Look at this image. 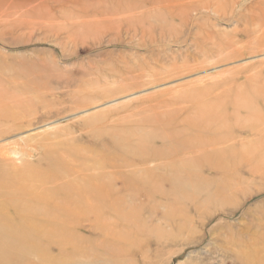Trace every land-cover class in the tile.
I'll return each mask as SVG.
<instances>
[{
    "label": "rangeland",
    "instance_id": "1",
    "mask_svg": "<svg viewBox=\"0 0 264 264\" xmlns=\"http://www.w3.org/2000/svg\"><path fill=\"white\" fill-rule=\"evenodd\" d=\"M221 2L226 14L213 16ZM197 7L195 26L205 24L217 42L244 35L229 47L238 53L202 61L191 33L163 47L157 63L158 46L131 35L166 10ZM120 56L157 70L132 86L133 75L91 78ZM68 77L78 79L67 87ZM0 79L17 86L10 96L26 98L21 87L35 81L47 102L38 119L0 138L25 196L51 207L85 183L109 184L102 206L90 200L87 215L65 221L75 241H51V261L40 250L46 237L33 235L22 249L2 247L0 264H243L237 255L246 250L264 264V0H0ZM89 81L105 97L70 109L76 86ZM50 154L61 165L56 179L46 178ZM33 168L45 179H25ZM61 254L68 259H54Z\"/></svg>",
    "mask_w": 264,
    "mask_h": 264
},
{
    "label": "bare ground",
    "instance_id": "2",
    "mask_svg": "<svg viewBox=\"0 0 264 264\" xmlns=\"http://www.w3.org/2000/svg\"><path fill=\"white\" fill-rule=\"evenodd\" d=\"M190 2H192V0H177V3L183 4H190ZM223 4L224 3L221 2L218 5V8L212 9L213 16H220L224 13L226 14V9ZM204 7H208L206 3L204 4ZM199 9L200 7L178 11L166 10L165 15L159 13L160 15H162V17L156 18L159 20L160 18H162L161 21L158 22V24H155L153 21V23H151L147 29H140L141 27L135 26L131 35L133 37L140 34V42L142 43V45L151 46L153 44L155 45V47L158 46V49L156 47V51H153V60H155L157 63L160 60L158 59V57L162 53L161 51L163 47L171 42H179L183 40L186 35H191V33H194V38L192 40L193 42L191 43L196 50L195 57L198 59L200 58L202 61H205L208 58L212 57L213 59H217L220 62L227 59L228 55H234L238 53L236 49H229V47H234L235 38L243 39L244 35H242L240 32H236L234 33V36H232V38H225L224 40L217 42V37L211 30L206 32L202 31L203 29H205V24L200 25L199 23H197V25L195 26L197 21L196 19H198L196 15L202 13L199 12ZM212 15L207 14L208 17L213 18ZM193 27H197L196 30L192 31ZM146 34L149 38L148 42H146V39L144 37ZM141 43L138 44L140 45ZM225 49L227 50L224 51ZM124 60V57L120 56L119 61L110 64L107 68L103 69V71H99L101 75H91V78L99 77L98 80H102L104 82H109L111 80L110 82H114L117 79L126 80L130 77V75H133L132 78L134 81L132 80L131 83L125 82L128 86H132L138 83L135 80H138L139 76L149 77L153 75L152 69L157 70L156 67L149 68V66L140 64L138 62L129 64L127 62H124ZM187 63L188 58L182 60V66L187 65ZM175 66L176 65H173L172 67ZM80 73H82V71ZM77 79L78 77H68L65 78L63 82L65 86L69 87L71 83ZM1 81L2 79H0V82ZM93 82L94 81H89L88 83H85L81 86H76L74 94H77L78 97L73 99L72 103L74 105L70 106V109H77L81 106L91 104V102L89 101L86 102L89 98L102 99L103 97H105V93H107L108 91L100 92L101 89L98 88V84H95ZM6 83H0V138H2V140L5 136H8V134L13 132L14 130L17 131L26 124H31L33 121L38 119L36 117L37 115L35 114H37L41 109L44 110L47 106V102L43 101L44 96L40 95L39 89H36L35 81H32L33 85H27L25 83L24 86L21 87L25 88L27 92L30 93L27 98L26 96L21 95L10 96L9 94L17 92L18 88L16 85H10L9 83ZM109 88L118 93L125 90L123 89V86H117L115 84H112V87ZM8 89L12 90H10L9 92ZM49 102L50 104H52L54 100H49ZM89 119L93 120L94 118ZM44 147L45 145H37L35 146V149L39 150L40 148L42 149ZM5 150L0 149V196L5 194L7 197H9V201L1 202L0 208L6 209L7 213H11V217L2 216L0 212V235L4 236L7 240L6 245L0 246V249H2V247L4 246L10 245L19 247L21 249L24 248L26 242L23 241V237L25 236L32 237L33 235H35L38 236V238L46 237L47 245H42V249L40 250H42L46 254L45 257L43 256V260L48 259V261H51V258H48V245L49 243H51V241L62 243L60 239L62 237L73 240V242L75 241V231L71 226L66 224L65 221L71 216L77 219L83 214L87 215V212L92 208V204L90 205V200H92L97 205L102 206L105 203V192H109V184L96 183L95 181L91 183H85L82 186H78L77 188L75 187L74 189L63 192L64 197L60 201V203H54L50 207V200H42L40 198H35V196H25V192H23L22 189H19V186L23 184L19 181V175L11 173L9 171V164H13V161L12 158L8 157ZM45 152H47V150H45ZM70 152L74 151L70 150ZM14 154L21 158V155L25 154V152H16ZM52 160L53 156H51V154L48 155V163L45 170L52 171L48 173V176L46 177L47 179L58 178V175L55 176L56 172L54 170H59L61 167L58 161L56 166H53ZM147 160L148 159H146V161ZM42 169L33 168L32 172L37 174H25V179L34 180L37 175H39L40 180L42 178L45 179L44 176L42 177L45 170ZM93 176L94 175H92V177ZM97 177L98 176H96L94 179H96ZM170 178H172L173 180V177ZM15 186H17L18 188ZM17 192L23 194L24 198H21V196L12 195V193L16 194ZM11 196L12 199L10 198ZM17 198H21V203ZM34 203H36V205H41V207L46 211H38L40 209H36V207H34ZM30 222H32V225H30ZM67 226H69V228H67ZM69 243V241L66 242V244ZM53 257L55 260H61L68 259L69 256L66 257L61 254ZM237 257L242 260L243 264H256L258 262L256 256L252 252H249L247 250L241 252L239 255H237Z\"/></svg>",
    "mask_w": 264,
    "mask_h": 264
}]
</instances>
